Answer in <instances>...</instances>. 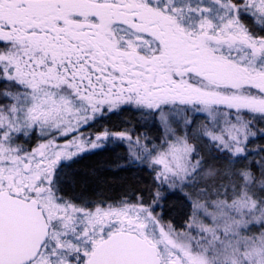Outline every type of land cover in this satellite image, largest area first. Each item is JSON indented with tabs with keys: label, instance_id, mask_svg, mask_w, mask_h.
Returning a JSON list of instances; mask_svg holds the SVG:
<instances>
[{
	"label": "snow or ice",
	"instance_id": "obj_1",
	"mask_svg": "<svg viewBox=\"0 0 264 264\" xmlns=\"http://www.w3.org/2000/svg\"><path fill=\"white\" fill-rule=\"evenodd\" d=\"M0 264H264V0H0Z\"/></svg>",
	"mask_w": 264,
	"mask_h": 264
},
{
	"label": "trees",
	"instance_id": "obj_2",
	"mask_svg": "<svg viewBox=\"0 0 264 264\" xmlns=\"http://www.w3.org/2000/svg\"><path fill=\"white\" fill-rule=\"evenodd\" d=\"M93 162H94V161H87V160H86L84 163H85V165H86V164L93 163ZM176 215H177L176 213H173V217H175Z\"/></svg>",
	"mask_w": 264,
	"mask_h": 264
}]
</instances>
